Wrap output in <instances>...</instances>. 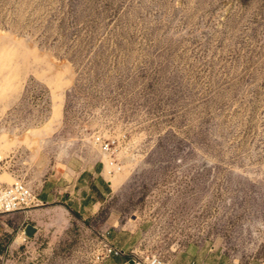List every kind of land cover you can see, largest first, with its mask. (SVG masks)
Returning a JSON list of instances; mask_svg holds the SVG:
<instances>
[{"label":"rangeland","instance_id":"1","mask_svg":"<svg viewBox=\"0 0 264 264\" xmlns=\"http://www.w3.org/2000/svg\"><path fill=\"white\" fill-rule=\"evenodd\" d=\"M53 175L96 213L4 217L0 264H264V0H0V182Z\"/></svg>","mask_w":264,"mask_h":264},{"label":"crops","instance_id":"2","mask_svg":"<svg viewBox=\"0 0 264 264\" xmlns=\"http://www.w3.org/2000/svg\"><path fill=\"white\" fill-rule=\"evenodd\" d=\"M53 177L54 175L45 180L42 191L37 194L39 200L43 203L41 206L35 207L29 211L7 214L0 217V237L4 233H8L9 230L13 227L3 220L1 221V219H3L4 217L12 219L20 213L21 215H23V218L21 219V227H26L28 224L36 226L35 223L37 221L39 222L41 218L45 217L50 212L48 205L54 203L56 200L59 201L63 199L62 203L63 205H66V207L69 206V204H72L70 202H74V204L78 206L79 212H84V214L88 216H93L96 213L93 201L95 199V194L93 192H88V186L99 187V184L97 183L95 177L87 179V177L82 178L81 176L75 183H73V187L77 190V192H75L76 190H74V192H69L68 194L66 193V195H61V192H58L59 195L56 193V191L60 189V183L59 181H57L59 180L57 177H54L55 179H52ZM101 180H103V185L106 188L109 187V184L103 177ZM83 190H86V192H83Z\"/></svg>","mask_w":264,"mask_h":264},{"label":"built area","instance_id":"3","mask_svg":"<svg viewBox=\"0 0 264 264\" xmlns=\"http://www.w3.org/2000/svg\"><path fill=\"white\" fill-rule=\"evenodd\" d=\"M115 148L112 147V143L101 141V149L110 158V166H115L114 159L111 158L115 153ZM42 204L38 195L26 182L21 180L13 184L0 182V216L29 211ZM106 247L109 255L126 257L125 264H171L170 261L157 254H146L140 258L128 257L123 248L112 244H107ZM130 260H132V263H130Z\"/></svg>","mask_w":264,"mask_h":264},{"label":"water","instance_id":"4","mask_svg":"<svg viewBox=\"0 0 264 264\" xmlns=\"http://www.w3.org/2000/svg\"><path fill=\"white\" fill-rule=\"evenodd\" d=\"M37 231L38 229L36 226L32 224H28L25 228L24 235L27 238L32 239L36 235ZM130 263H132V260H130Z\"/></svg>","mask_w":264,"mask_h":264},{"label":"bare ground","instance_id":"5","mask_svg":"<svg viewBox=\"0 0 264 264\" xmlns=\"http://www.w3.org/2000/svg\"><path fill=\"white\" fill-rule=\"evenodd\" d=\"M22 239L24 240V237Z\"/></svg>","mask_w":264,"mask_h":264}]
</instances>
